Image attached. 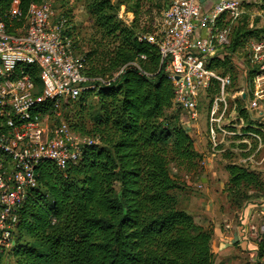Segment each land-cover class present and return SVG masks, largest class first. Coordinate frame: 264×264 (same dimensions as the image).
<instances>
[{"label":"trees","instance_id":"16d2710c","mask_svg":"<svg viewBox=\"0 0 264 264\" xmlns=\"http://www.w3.org/2000/svg\"><path fill=\"white\" fill-rule=\"evenodd\" d=\"M43 1L0 0V11L5 14L18 2L25 15L31 4ZM83 1L98 37L85 55L87 75L108 83H93L94 89L75 101L83 108L87 99L97 100L91 132L98 144L64 172L48 161L38 165L37 188L19 210L15 264H214L213 230L180 208L174 192L181 187L170 174L171 168L185 176L197 174L201 157L177 113H172L174 91L166 63L160 62L155 46L138 38L152 32L169 0ZM66 4L62 1L57 10L68 18ZM120 7L133 16L129 27L116 20ZM263 32L249 29L242 17L231 27L222 59H210L208 69L228 67L237 73L232 56ZM135 61L141 72L128 68L114 78ZM28 70L39 85L35 68ZM254 74L248 71V87ZM67 122L73 132L89 137L83 128ZM225 170L228 195L238 209L253 196L245 191L264 192L258 173L237 164ZM257 256L260 260L264 256V240L258 243Z\"/></svg>","mask_w":264,"mask_h":264},{"label":"built area","instance_id":"2783aa9c","mask_svg":"<svg viewBox=\"0 0 264 264\" xmlns=\"http://www.w3.org/2000/svg\"><path fill=\"white\" fill-rule=\"evenodd\" d=\"M246 15L236 0H169L152 32L138 35L139 40L158 49L174 91L172 108L180 109L193 126L198 118L199 91L212 78L222 87L229 82L214 77L205 63L222 59L231 27ZM261 18L264 30V16ZM67 24V17L53 9L50 0L31 4L25 15L18 2L5 14L0 11L1 259L14 248L19 210L37 188L38 165L48 161L64 172L79 163L87 148L98 144L97 138L73 132L62 118L63 105L92 90L93 83H108L90 78L87 59H76L67 52L71 43L65 35ZM248 27L252 28V22ZM244 49L247 70L255 72L246 102L248 110L259 112L264 107V32L258 40H249ZM28 68L37 71L39 85ZM128 68L141 72L135 61L123 66L114 78ZM243 95L244 91L239 92L240 98ZM213 134L210 129L211 139ZM249 230L254 239L261 238L254 226ZM259 232L264 235V225Z\"/></svg>","mask_w":264,"mask_h":264},{"label":"rangeland","instance_id":"374dc122","mask_svg":"<svg viewBox=\"0 0 264 264\" xmlns=\"http://www.w3.org/2000/svg\"><path fill=\"white\" fill-rule=\"evenodd\" d=\"M50 1L52 8L56 11H58L57 9H59L62 1H66V9L70 11V17L67 18L69 25L67 24L65 32L71 40L67 52H70L76 59L85 57L90 52L91 43L98 37L95 36L96 31L85 9L84 1ZM236 1L241 3L243 9L247 12V15L242 17H246L248 25L252 22V28H248L262 29L261 16H264V3L262 0ZM162 13L163 11L159 13L160 15L157 18L155 17L154 23H157L156 21L160 19ZM116 20L129 27L133 22V16L126 13L124 7H120L116 14ZM202 35L205 36V33H202ZM233 57L238 63L247 64L246 49L243 48V50L237 51ZM209 65L210 60L206 61L205 67L208 69ZM208 70L214 77L218 79L228 78L229 82L222 87L219 81L212 78L207 86L199 91L196 126H193L192 122L180 109L172 110L173 114L177 113L180 125L192 139L195 150L201 152L199 154L196 151L201 157V162L198 165L199 169L196 171L197 174L185 176L183 173L180 174L171 168L170 174L181 187L179 192H174L180 208L192 215L197 224L212 229L214 235V231L217 230V236L226 241L223 243L224 247L227 248L226 244L232 241L231 235H234L236 231V225L240 221L239 216L242 211L241 208L238 209L233 204L232 198L228 195L229 177L225 169L229 164L247 166L249 170L258 169L259 172L255 173H258L264 181V118H259V112L264 114V107H261L259 112L248 110V103L242 102L239 97L240 88L235 84L236 77L238 80L243 81L242 77L233 72L232 69L226 67L225 69ZM76 102L70 103L66 110L62 109L63 121L67 125V121H69L78 128H83L87 136L95 138L91 131L94 128L98 110L97 100L93 97L87 99L82 104L83 108H78ZM213 112L214 115L211 116ZM212 118L216 122L211 123ZM210 129H213V139H211ZM249 156H253L249 162L244 161ZM245 193L254 196L247 204H258L260 206L264 203V192L249 189ZM258 196H261V199H257ZM256 215L259 216V211L256 212ZM259 219L254 227L257 229L258 236L261 237L258 239L264 240V235L259 232L260 226L263 225ZM250 227L251 225L247 227L248 235L254 238L253 232L249 230ZM252 241L255 240L252 239ZM14 246L16 247L17 244ZM13 249L1 259L0 264H15ZM212 251L215 255L214 264H248L246 263L247 260H241L242 256L238 257L237 250H233L231 253L226 250L219 254L214 249Z\"/></svg>","mask_w":264,"mask_h":264},{"label":"crops","instance_id":"0c3cea01","mask_svg":"<svg viewBox=\"0 0 264 264\" xmlns=\"http://www.w3.org/2000/svg\"><path fill=\"white\" fill-rule=\"evenodd\" d=\"M235 55V54H234ZM233 55V56H234ZM232 56V62L236 68V71L238 73V75H240L242 77L243 81L237 80V85L239 86L240 90L239 92L244 91V95L245 97L243 98V96L240 98L243 101H247V99L249 98V88L247 86V81H248V66L247 64H243L241 62H237L236 60H234V57ZM245 67V68H244ZM261 115H259V118H264V114L260 113ZM244 142V141H243ZM197 151V149H196ZM199 154H201L200 151H197ZM253 156H249L248 158H243L244 161H248L252 158ZM243 161V162H244ZM239 165V164H237ZM247 167V166H245ZM250 171L253 172H259L258 169H251ZM259 209V210H257ZM242 213H240L239 216V220L237 222L236 225V231L234 232V235L232 234V241L228 244H226L227 248L224 247V243L226 242L222 239H220L217 236V230L214 231L215 235L214 238L212 239V250L214 249L215 252L217 254L221 253L222 251H228L229 253H231L233 250H237V255L238 257L242 256L241 260H247L246 263L248 264H257L258 262L261 264H264V256L263 258L260 260L258 259V242L261 241V239H254L251 236L248 235L247 233V227L249 225H256V221L259 219L260 222L264 225V203L260 206H258V204H246L242 209H241ZM259 211V216L256 215V212ZM216 238V240H215ZM251 238V239H250ZM252 239H254L255 241H252ZM235 245V247L232 248V246ZM236 254V253H235ZM245 264V263H243Z\"/></svg>","mask_w":264,"mask_h":264},{"label":"water","instance_id":"95a60500","mask_svg":"<svg viewBox=\"0 0 264 264\" xmlns=\"http://www.w3.org/2000/svg\"><path fill=\"white\" fill-rule=\"evenodd\" d=\"M245 97V95H243V98Z\"/></svg>","mask_w":264,"mask_h":264}]
</instances>
